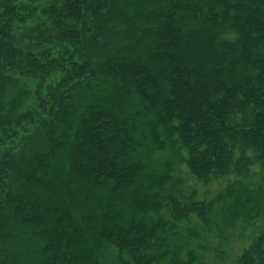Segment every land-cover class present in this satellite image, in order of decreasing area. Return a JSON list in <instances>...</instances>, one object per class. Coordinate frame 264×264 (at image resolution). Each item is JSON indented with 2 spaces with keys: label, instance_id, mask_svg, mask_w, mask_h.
<instances>
[{
  "label": "trees",
  "instance_id": "trees-1",
  "mask_svg": "<svg viewBox=\"0 0 264 264\" xmlns=\"http://www.w3.org/2000/svg\"><path fill=\"white\" fill-rule=\"evenodd\" d=\"M0 264H264V0H0Z\"/></svg>",
  "mask_w": 264,
  "mask_h": 264
},
{
  "label": "rangeland",
  "instance_id": "rangeland-1",
  "mask_svg": "<svg viewBox=\"0 0 264 264\" xmlns=\"http://www.w3.org/2000/svg\"><path fill=\"white\" fill-rule=\"evenodd\" d=\"M183 175H185L184 171H183ZM186 183L190 184V183H192V180H186ZM193 185L195 187L197 186L194 183H193ZM218 188L219 187H217V186H213V187L207 189V188H202L200 186H197L199 199H207V198H209L212 194L215 193V191Z\"/></svg>",
  "mask_w": 264,
  "mask_h": 264
}]
</instances>
